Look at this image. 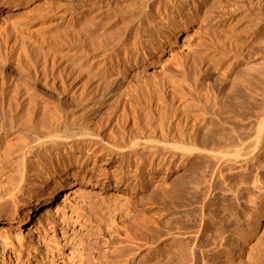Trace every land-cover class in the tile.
<instances>
[{"label": "bare ground", "instance_id": "1", "mask_svg": "<svg viewBox=\"0 0 264 264\" xmlns=\"http://www.w3.org/2000/svg\"><path fill=\"white\" fill-rule=\"evenodd\" d=\"M222 4H224L222 0H127L120 6L118 4L117 6L111 5L115 7L105 8L111 18L106 19V22L110 24L105 22L103 25L105 18L103 21L101 18L99 19L102 21L99 22L101 26L90 23L98 19L95 20L92 14L96 9L89 7L79 9L80 7L75 8V6L71 8L66 4L69 8L56 10L59 6L54 8L57 5L55 4L48 11L42 10L46 13L40 12V15L38 12V16L35 13V17L24 19L25 21L20 26L13 25V28H8L6 33L8 39L6 38L5 42L8 47L3 48L2 46L1 48L0 46V61L24 66L27 72L24 71L30 78L20 80L18 77L12 78L11 75L5 78L0 72L2 73L0 76V108L4 116L8 118V121L4 119L6 121L0 122V178L10 179L11 184L8 191L19 189L20 185H27L26 189L30 192L35 187V177H41L44 173L50 172L52 167L64 166L71 159L77 162L80 155L82 157L89 152L93 153L95 148L106 149L107 154H115L116 157L124 159L128 169L133 172L142 169L150 173V171H159L163 167L169 170L170 165L177 158L190 161L198 158L197 161L192 160L194 168L183 182V189L191 199L197 198L198 193L207 195L210 186L215 182V175L222 173L221 168L225 164L245 166L250 161H256L262 153L258 152L264 150H260L264 148L262 143L264 138L261 139L263 136L260 137L259 133L261 129H256L254 134L246 131L247 127H243V119L240 117L243 110L246 109L252 114L256 109L257 97L250 92L252 88L249 84L244 85L240 82L233 83L229 87L222 84L218 88H214L212 83L206 85H202L204 82L201 83L204 76L216 69L221 72L229 70L233 61H237L241 56L239 48L261 33L260 20H257L259 0H236L233 9L225 14L220 13L223 8ZM216 12L222 15L214 24L216 27L212 28V38L200 42L202 47L185 66L186 75L192 77L189 83L174 75L167 76L156 84L150 94L125 98L119 106L100 117L96 111L100 105L96 107L91 105L93 110L90 111L78 107V105L84 106L88 103L109 101L110 96L118 94L119 80L124 77V72L120 69L119 76L108 74L106 61L111 58L109 50L118 46L123 49L124 54L128 53L130 58L136 57L138 50L144 48V43L149 42L147 37L156 34L158 45L155 47L152 44L151 47H155V53H158L163 45L161 34H165L170 44H177L179 21L186 28L185 26L191 22L192 18L210 19L215 16ZM89 13L93 15L90 18H88ZM186 17L188 20H184ZM70 25H72V31L68 29ZM86 26L92 27L93 31H96L97 27L105 30L100 35L101 39H95L97 42L92 40L94 43H91L88 38L90 42L88 44L91 45L87 47L88 52L90 51L89 53L96 60L93 58L85 60L81 55L82 59L80 58L81 60H77L76 63L73 61L75 64H71L69 68V61L65 60H68L70 55L76 60L75 56L78 57L81 52L83 53L82 46L81 50L78 49L79 47L66 48L65 51L56 50V52L51 49V51L54 50V56L51 55L53 53L51 51L48 54L43 53V56L46 54L47 57L48 55L54 57L52 61L49 58L40 59L42 65L44 62L42 74L41 72L36 73L35 68L31 73L32 64L29 65L31 61H27V58L22 59L23 54L25 57L34 54L35 57L36 55L42 56L41 52L50 50L41 51L43 45L51 43L56 45L60 38L69 39L73 36L71 33L74 34L76 30L77 34L79 31L81 34ZM80 34L79 37H84ZM79 40L81 42V39ZM84 41L87 40L84 39ZM19 42L26 44L22 47L25 50L30 49L28 53H24V49L20 48L18 49L23 51H18L16 46L19 47ZM74 44L77 45L76 42ZM85 54H88L87 51ZM85 54L83 55L86 57ZM73 58L70 57V59ZM28 62L30 63L27 66ZM82 63H86V67ZM37 65H40V62ZM82 69L85 70L84 75H81ZM63 70L67 72L63 73ZM55 73L58 74L56 76L58 85L64 84L66 78L69 79L70 82L65 84L67 88L70 84L69 90L76 88L78 81L86 85L81 95L77 97L74 107L67 108L61 101H55L39 90L38 83L41 81L44 84L49 83V79L52 78H47L48 74L53 76ZM55 81H52L53 87H56L55 84L58 83ZM99 90H101L100 95L97 94ZM262 100L264 106V91ZM260 125L263 129V123ZM39 148L44 150L43 153L46 154V158H49L50 163L46 166L42 165L35 171L36 173L30 174L29 157ZM231 166L228 169H234ZM200 181L204 182L203 185H200ZM117 184L115 180H108V183L100 181L97 186L111 189ZM72 192L71 189H67L62 191V195H57L58 193L43 191L35 194L34 200L38 202L39 197H44V209L41 212L49 213L55 201L61 197L65 199L71 196ZM205 205L207 201L204 202L203 207ZM26 207L0 212V226L20 224L25 221L28 217ZM135 216H140L141 222L136 223V227L126 228L125 235L129 236L130 242L126 250L113 256L114 264H158L159 258L161 259L160 252L166 249L168 251L166 264H189L192 259H195L194 250L187 251L182 241L177 238L169 241L170 239L163 237L164 234L170 233L171 228L166 227L167 230H164V233L156 232V235L149 238L147 232L152 227L151 224L155 222L148 220L149 217L145 214ZM8 233L5 236H8ZM139 239H143V242ZM166 242H169V248L165 245Z\"/></svg>", "mask_w": 264, "mask_h": 264}, {"label": "rangeland", "instance_id": "2", "mask_svg": "<svg viewBox=\"0 0 264 264\" xmlns=\"http://www.w3.org/2000/svg\"><path fill=\"white\" fill-rule=\"evenodd\" d=\"M126 1L0 0V46L1 48L2 46L3 48L8 47V44L5 43L8 39L6 35L8 28L20 26L28 18L38 16L40 12L46 13L45 11L54 7L55 4L57 5L54 8L59 6L56 10H63L69 8V6L80 7L79 9H82L81 7L96 9V13L93 12L92 14H94L93 18L95 20L98 19L95 22L92 19L93 22L90 23L99 26L101 21L99 19L103 18V21L105 18L103 25L106 19H111L110 15L106 13L108 7H115L118 4L120 6ZM235 1L222 0L224 4H222L223 8H221L220 13L225 14L230 9L232 10ZM259 4L257 20H260L261 33L239 48L241 56L238 57L237 61H233V65H230L229 70L221 72V70L216 69L204 76L201 83L204 82L202 85L212 83V86H215L214 88H218L222 84L229 87L236 82L244 85L249 84L252 88L250 92L257 97L256 109L252 114L245 109L240 117L243 119V127H247L246 131L248 130V132L254 134L256 129H261L259 133L260 137L263 136L262 139L264 138V106L262 100L264 91V0H259ZM105 8H107L106 11ZM35 13L36 15H34ZM220 13L216 12L214 17L206 20L192 18L191 22L185 26L186 28L179 21L176 35L177 44H170L165 34H161L163 45L162 50L158 53H155V47L158 45L156 34L147 37L149 42L144 43V48L138 50L139 53L137 52L136 57L130 58L128 53L124 54L123 49L118 46L109 50L111 58L106 61L108 74L119 76L121 74L120 69H123L124 72V77L119 80L118 94L110 96L109 101L88 103L84 106L78 105V107L90 111L93 110V106L100 105L96 109L97 115L100 117V115H106L112 108L119 106L125 98L150 94L155 89L156 84L167 76L174 75L189 83L192 77L186 75L185 66L191 62L194 55L202 47L200 42L212 38V28L216 27L214 24L221 17L222 14ZM92 14L89 13L88 18L92 17ZM106 14L107 17H105ZM184 20H188V18L186 17ZM97 21L98 23H96ZM87 27L83 28L85 34H82L84 33L82 30L81 34L79 30L78 34L77 30L74 34L71 33L73 36L77 35L79 37L80 34L84 37L78 38L71 35L72 37H69V39L67 37L65 39L60 38V41H57L59 43H56V45L54 43L43 45L41 51L50 50L41 52L42 56L43 53L48 54L51 49L55 50L51 52H56V50L65 51L66 48L76 49L79 47L78 49H80L82 46L83 53L81 52L78 57L75 56L76 60L72 55L69 56L68 60H65L66 62L69 61V68L77 60L80 61L82 56L85 60L92 58L94 60L95 57L89 53L90 51L88 52V43H90L89 41L94 43L92 40L101 39L100 35L105 30L102 27H100L101 30L97 27V30L93 31L92 27ZM71 28L72 25H70V28L68 27V29ZM93 35H97L96 38L92 37ZM74 39L77 41L81 39V42ZM84 39L87 41H84ZM72 40L73 42H71ZM95 42L97 41L95 40ZM68 43L71 45H68ZM152 44L155 47L152 48ZM22 45L25 46L26 44L21 43L16 48L24 49ZM49 46L53 47L50 48ZM84 46L88 47L87 50ZM27 48L31 47L27 46ZM29 50L24 49V53H28ZM22 51L20 50V52ZM86 51L87 55L85 54ZM54 52L51 55L54 56ZM46 54H44L45 59L41 55H38L39 58L36 55V58L35 54L29 55V57H25V54H23L22 59L27 58V61H31V63H27V66L29 63L30 66L32 64L31 71L35 68L36 73L40 74L41 72L42 74L44 62L42 65L41 60L49 58L52 61V58H54L50 55L47 57ZM70 57L73 59H70ZM38 61L40 65H37L39 64ZM82 65L86 67V63H82ZM38 66L41 67L38 68ZM67 68L65 69L67 70ZM0 70L3 73H0V76L2 74L5 78L11 75L12 78L18 77L20 80L30 79L24 66L11 65L6 62L1 63L0 61ZM66 72L63 70V73ZM84 72L85 70L82 71L81 75H84ZM57 75L55 73L53 76H47V78H52L49 79V83L44 84L41 81L37 86L42 94L55 99V101H61L67 108H72L76 105V99L81 95V91L86 85L82 81H78L75 90H69L70 84H68V88L65 85L70 82L69 79L63 75L66 81L64 80V84L58 85ZM53 80L58 82L55 84L56 87L51 85ZM60 86L65 87L66 90H63L65 88L62 89ZM4 119L7 120L8 118L4 116L0 108V122ZM261 123H263V129ZM246 131L244 130V134ZM262 143L264 147V140H262ZM262 149L264 148L260 150ZM43 151L39 148L29 157L30 174L36 173L35 171L42 165H49L50 160L46 158ZM263 152L264 150L258 152L261 154L257 160L248 162L247 166L225 164L226 167L224 165L221 168L222 173L219 172L221 175L219 173L215 175V182L218 180L217 184L214 182L213 187L210 186L212 189L208 190L207 195L198 193L197 198L192 199L185 193L183 182L194 168L192 160L197 161L198 158H193L192 162L189 159L177 158L170 165L169 170L163 167L159 171H150V173L142 171V169L133 172L128 169L127 162L124 159L116 157L115 154H107L106 149L95 148L93 153L89 152V154L82 157L80 155L77 162L71 159L64 166L52 167L50 172L44 173L41 177H35V187L30 192L26 189L28 188L27 185H20L19 189L8 191L11 184L10 179L0 178V212L26 206L28 210L27 219L20 224L0 226V264H114L113 256L126 250L127 244L130 242L129 236L125 235V230L129 226L136 227V223L141 222L140 216H135L139 214H145L150 218L148 220H151L152 223L155 222V224H151L152 227L147 232L149 238L157 233H164V230H167L166 227H169L171 228L169 229L170 233L168 235L164 234V238L170 239L169 241L177 238L183 242L182 244L187 251L193 249L195 259H192L189 264H264ZM229 166L234 167V169L232 168L233 171L228 169ZM108 180L117 181V186L111 189L97 186L100 181L108 183ZM203 183L200 181V185H203ZM67 189H71V192L74 190V192L65 199L61 197L55 201V205L49 213L41 212L44 209V197H39L38 202L34 200L36 198L35 194L39 192L51 191L55 194L58 193L57 195H62V191ZM6 191L8 192L6 193ZM205 201H207V205L203 207ZM7 232H9V235L5 236ZM139 240L143 242V239ZM165 245L169 248L170 244L166 242ZM167 252V249L160 252L161 259L159 258V260L161 262L158 261V264L167 263Z\"/></svg>", "mask_w": 264, "mask_h": 264}]
</instances>
